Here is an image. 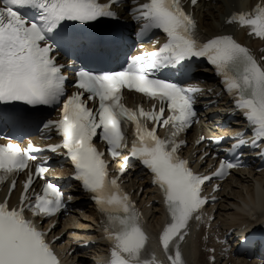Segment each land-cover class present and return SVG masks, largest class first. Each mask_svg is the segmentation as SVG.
<instances>
[{"label": "snow or ice", "instance_id": "1", "mask_svg": "<svg viewBox=\"0 0 264 264\" xmlns=\"http://www.w3.org/2000/svg\"><path fill=\"white\" fill-rule=\"evenodd\" d=\"M122 2L3 0L0 6V124H35L37 128L43 124L44 131L61 137L60 143L47 149H37L31 143L22 148L11 139L0 144V184L27 170L18 204L12 206L7 198L0 201V264H61L52 246L59 237L49 241L37 220L51 219L65 210L64 194L46 179L47 160L37 164L34 171L29 166V161L36 159L31 152L56 153L60 149L74 168L66 179L79 182L106 219L103 232L110 242L108 264H158L136 203L120 183L133 161L150 171L152 183L162 191L167 219L159 242L168 261L186 264L180 244L191 223L201 221L204 207L216 201V197L203 194V187L242 166L238 156L225 158L214 172L202 174L180 155L187 145L186 140L179 139L180 133L195 122L196 97L204 91L195 84L184 86V81L191 79L196 58L205 59L213 67L252 133L251 140L244 138L246 132L229 137L236 143L226 151L234 155L245 147L255 149L264 143V57L258 60L232 35H202L183 0H144L127 9L140 25L137 36L147 39L158 30L166 35V42L154 52L133 56L124 66L120 56L125 37L119 30L85 31L105 21H117L113 6ZM190 2L195 6L198 0ZM131 3L137 5V0ZM25 10L33 13L31 18L22 14ZM227 22L264 39V0L250 10L231 13ZM53 53L75 59L71 64L57 63ZM76 60L81 62L79 70H75ZM114 66L119 70H113ZM65 68L74 70L75 91L71 95L66 89ZM162 69L178 73L181 82L160 78L157 73ZM125 89L158 102V107L127 108L122 103ZM89 101L93 107L88 106ZM61 104L60 118L46 119V111ZM141 118L150 120L152 126ZM130 123L134 133L129 149ZM160 127L165 129L163 137L157 134ZM94 138L105 143L113 158L129 151L117 175L110 173L105 153L98 150ZM215 142L222 143L223 138ZM37 179L44 181L42 188L29 195ZM15 188L13 180L9 195ZM214 190L218 191L219 185ZM55 227L53 222L47 231Z\"/></svg>", "mask_w": 264, "mask_h": 264}, {"label": "bare ground", "instance_id": "2", "mask_svg": "<svg viewBox=\"0 0 264 264\" xmlns=\"http://www.w3.org/2000/svg\"><path fill=\"white\" fill-rule=\"evenodd\" d=\"M203 9L207 12H203L199 14L200 18V25L205 31H207L209 34H223V33H233L235 32L234 28L232 26H226L225 19L229 17L230 13L233 10H237L240 8L241 5L246 4L245 0H202L201 2ZM261 178L259 179L264 180V173H262ZM245 192L243 191L239 192L240 194H243V197H252L251 194V187H244L243 188ZM241 189V190H243ZM259 196L263 199L264 202V185H262L259 189ZM239 207V204L237 205V208ZM87 209H90V206L87 207ZM240 218V214L234 213L233 219L224 220V222L227 223V225H230L234 222L235 219ZM90 219L97 220L96 216L92 214L90 216ZM163 217L160 215H153L151 218V228L153 229L158 224L162 223ZM80 229L83 227H79ZM81 236H84L85 233L83 232L84 229L81 230ZM67 243H71V238L69 240L65 239ZM197 264H203L200 261L197 262Z\"/></svg>", "mask_w": 264, "mask_h": 264}]
</instances>
